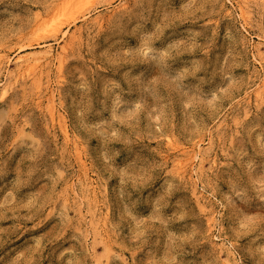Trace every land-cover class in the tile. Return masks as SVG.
<instances>
[{
	"label": "rangeland",
	"instance_id": "obj_1",
	"mask_svg": "<svg viewBox=\"0 0 264 264\" xmlns=\"http://www.w3.org/2000/svg\"><path fill=\"white\" fill-rule=\"evenodd\" d=\"M68 1L0 0V264H264V0Z\"/></svg>",
	"mask_w": 264,
	"mask_h": 264
},
{
	"label": "bare ground",
	"instance_id": "obj_2",
	"mask_svg": "<svg viewBox=\"0 0 264 264\" xmlns=\"http://www.w3.org/2000/svg\"><path fill=\"white\" fill-rule=\"evenodd\" d=\"M69 1H71V0H69ZM79 1L80 2H83L82 0H79ZM250 1L251 0H240L239 1V7H240V12H241L240 14L243 16L244 19H246V17H245L246 10L244 11L245 5L243 6V4H247V2H250ZM68 5L70 7V2H69ZM71 7H72V4H71ZM81 7H82V5L78 3V5H76L73 9H70L67 6L68 9L65 10V12L63 11L64 14L66 13L67 20L70 21V23L73 22V21H75L78 18V16H77L78 13L79 12L81 13V11H82ZM65 9H66V7H65ZM79 9H81V10H79ZM43 22L45 23L46 21H43ZM58 30H59V27H55L53 29V32L55 33ZM64 33H63V37H65V34ZM65 48H66L65 46H61L60 49H59L60 51L56 54V56L52 52V47L51 46H47L42 51H38V52H35L33 54H25L23 56H18L17 58H15V60H13V64H14V68L15 69L12 70V71H8L7 70L5 80L3 82H0V95H4L7 92L8 88H9V85L11 84L10 83L11 82L10 80H17L18 78H21V77H24V76H30V75L36 73L37 69H40V66L42 64V61H45V60H48L49 59V61H48L47 64H55V63H57V66L58 67L59 66H62V65H60L61 62H62L61 61V54L65 52L64 51ZM3 57H5V55H3ZM260 60H261V62L263 64V66H264V56L263 55L260 56ZM5 61H6L7 64L11 62V60H10V58L8 56L6 57ZM53 97H54V95H52L49 98V100H48L49 101V105L47 106V109H48V112L50 114V117H51L52 121H56L58 123H61V119L57 115V108H56V105L54 103ZM61 127H62V129H63V131H64V133L66 135L67 132H66L65 127H63L62 125H61ZM80 165H83L84 166V164L82 162L80 163ZM83 172H84L83 179H82L84 181L83 184L85 186L92 185V181L87 176V172L85 170H83ZM91 191H93V190H91ZM103 249H104V253L102 254L101 258H98V261H101V259L107 258V254H108L109 250L107 249V246H106L105 242L103 243Z\"/></svg>",
	"mask_w": 264,
	"mask_h": 264
}]
</instances>
